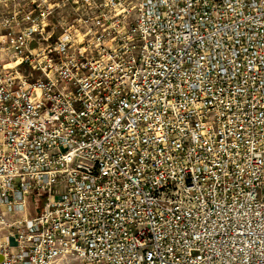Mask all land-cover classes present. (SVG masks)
<instances>
[{"label":"built area","instance_id":"built-area-1","mask_svg":"<svg viewBox=\"0 0 264 264\" xmlns=\"http://www.w3.org/2000/svg\"><path fill=\"white\" fill-rule=\"evenodd\" d=\"M3 229L0 264H264V0H0Z\"/></svg>","mask_w":264,"mask_h":264},{"label":"rangeland","instance_id":"rangeland-1","mask_svg":"<svg viewBox=\"0 0 264 264\" xmlns=\"http://www.w3.org/2000/svg\"><path fill=\"white\" fill-rule=\"evenodd\" d=\"M36 212H39V208L36 210ZM35 207L33 204V201L31 198H27L26 200V208H25V213L22 214H15V216H13L12 218L15 219H20V218H24V217H33L35 215ZM2 236V232H0V237Z\"/></svg>","mask_w":264,"mask_h":264},{"label":"crops","instance_id":"crops-1","mask_svg":"<svg viewBox=\"0 0 264 264\" xmlns=\"http://www.w3.org/2000/svg\"><path fill=\"white\" fill-rule=\"evenodd\" d=\"M4 215L7 217V218H10L12 219V215L8 214V213H4ZM0 232H2V236L0 237V241H5L6 243H8L10 246L14 247V240L12 237L8 236V233L6 230H1Z\"/></svg>","mask_w":264,"mask_h":264},{"label":"water","instance_id":"water-1","mask_svg":"<svg viewBox=\"0 0 264 264\" xmlns=\"http://www.w3.org/2000/svg\"><path fill=\"white\" fill-rule=\"evenodd\" d=\"M2 260V256L0 255V261Z\"/></svg>","mask_w":264,"mask_h":264}]
</instances>
